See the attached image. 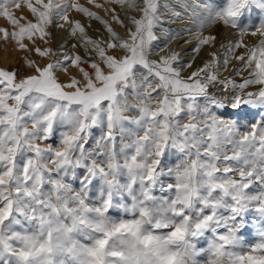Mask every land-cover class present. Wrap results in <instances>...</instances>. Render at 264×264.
Instances as JSON below:
<instances>
[{
  "label": "snow or ice",
  "instance_id": "snow-or-ice-1",
  "mask_svg": "<svg viewBox=\"0 0 264 264\" xmlns=\"http://www.w3.org/2000/svg\"><path fill=\"white\" fill-rule=\"evenodd\" d=\"M178 3L0 0V264H264V0Z\"/></svg>",
  "mask_w": 264,
  "mask_h": 264
},
{
  "label": "rangeland",
  "instance_id": "rangeland-1",
  "mask_svg": "<svg viewBox=\"0 0 264 264\" xmlns=\"http://www.w3.org/2000/svg\"><path fill=\"white\" fill-rule=\"evenodd\" d=\"M80 2L84 3L85 0H80ZM192 2L193 0H187V3L189 4H191ZM160 3H161V6H163V4L165 3H168L170 6L174 7L177 11H182L178 3V0H160ZM211 3H213L217 7H222L225 3V0H211ZM25 14L27 13L25 12ZM162 14L169 15V13H167L166 11H162ZM72 15L78 16V14L74 12L72 13ZM260 15H261L260 10L254 9L251 13H245V15L242 17V21L246 24L247 23L258 24ZM5 23H6L5 20L3 18H0V26H4ZM96 27H98V25L93 23V28H96ZM184 27L191 29L192 33H195L197 31L196 23L193 20L189 19L187 15H185L182 20H179L177 22H172L171 20L166 21L163 28L157 31L156 33L157 36L159 37V46H163V44L165 43L169 30L176 32V31L181 30ZM117 30L120 31L121 34H123V31L118 26H117ZM53 32L56 38V42L59 43L57 41V36L60 35V32L55 29L53 30ZM209 32L218 36L216 49L219 48V44L221 41L227 42L228 40L235 38V36L231 33V30L223 27L222 25L211 26L204 30L205 34H208ZM61 34L63 35V33ZM90 34H94V33L90 31ZM190 38L191 37L189 33L182 32L179 36L171 39L168 46L169 48H176L177 51H184L185 55L182 58L187 59L189 56L192 55V53L186 51V49L190 48L191 46L185 45L183 41L186 39H190ZM245 39L248 41L249 44L254 43L256 40V38L250 37V36L246 37ZM52 46L56 47V44H53ZM216 49H212V50H216ZM208 50H209L208 48H205L204 50L201 51V53L197 56V59L195 61V66L200 65L201 61L205 58ZM220 51L221 53H223V50H220ZM239 51H243V50L241 49V50H238V52ZM23 55H24L23 53L17 51V49L14 47L12 43L5 44L3 41H0V68H13L17 66H22L21 57ZM233 63L235 64L236 62H233ZM233 71H234V68L230 66L227 72H223V71L221 72V78L225 76H229V77H233L237 82H240L242 80V76H233ZM243 75L246 76L247 72H244ZM129 99H130V102H134L132 101L131 97H129ZM95 135L99 136V130H96ZM168 163L174 164L175 157L170 158ZM73 186L78 187V182H74ZM245 236L247 237L250 243L252 244L256 243L257 241L256 233L254 229H251V226H250V232L245 233ZM199 246L201 247L206 246V242L201 241Z\"/></svg>",
  "mask_w": 264,
  "mask_h": 264
},
{
  "label": "bare ground",
  "instance_id": "bare-ground-1",
  "mask_svg": "<svg viewBox=\"0 0 264 264\" xmlns=\"http://www.w3.org/2000/svg\"><path fill=\"white\" fill-rule=\"evenodd\" d=\"M62 36V34L60 33V35L59 36H57V41L59 42V40H60V37Z\"/></svg>",
  "mask_w": 264,
  "mask_h": 264
}]
</instances>
